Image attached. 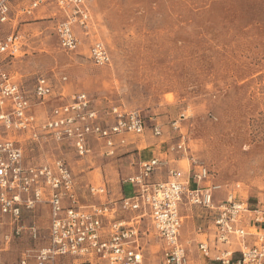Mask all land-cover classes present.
<instances>
[{
    "label": "rangeland",
    "instance_id": "1",
    "mask_svg": "<svg viewBox=\"0 0 264 264\" xmlns=\"http://www.w3.org/2000/svg\"><path fill=\"white\" fill-rule=\"evenodd\" d=\"M88 1L94 31L88 36L78 33L80 45L70 54L58 48L53 33L58 14L46 11L28 17L19 13L26 2L15 3L9 22L0 26V40L19 33L20 52L14 57L0 54V71L12 74L29 94L36 79L45 77L53 92L63 86L71 95L86 94L94 109L112 105L139 111L146 125L144 137L160 144L166 158L181 161L182 166L187 160L167 149L185 138L189 158L209 170L212 182L222 185L218 199L224 197V186L239 184L251 207L264 202V0ZM94 41L107 48L108 66L92 64L88 50ZM183 112L180 132L172 130L171 123ZM153 122L161 126L160 137L151 133ZM20 142L27 162L55 155L50 143L38 148L23 137ZM66 149L65 160L83 184L101 172L111 176L123 169V154L103 157L97 144L83 158ZM78 161L93 166L80 173ZM182 215L181 239L189 259L206 263L197 253V243L211 238L208 228L215 212L192 207ZM35 219L39 247L46 243L49 226L45 206L36 208ZM148 229L146 264H161L160 244ZM33 247L25 240L10 245L2 264L15 263Z\"/></svg>",
    "mask_w": 264,
    "mask_h": 264
},
{
    "label": "built area",
    "instance_id": "2",
    "mask_svg": "<svg viewBox=\"0 0 264 264\" xmlns=\"http://www.w3.org/2000/svg\"><path fill=\"white\" fill-rule=\"evenodd\" d=\"M19 2H26L21 15L31 17L44 9L60 16L53 33L64 53L77 51L78 33L88 36L94 30L88 0H0V26L9 22ZM21 40L19 33L0 40V54L14 57ZM88 52L94 66L110 64L102 42H92ZM185 118L181 113L171 123L172 130L180 132L179 121ZM153 123L151 133L160 137L161 126ZM145 131L139 111L112 105L94 109L83 93L55 97L45 77L37 78L27 94L12 74L0 71V264L7 248L21 240L34 247L13 264H146L149 226L160 244L161 264H192L181 239L182 210L192 207L215 212L208 228L211 238L197 243V253L207 262L198 264H264V202L251 207L239 184L224 186V198L215 202L214 195L223 187L212 182L206 167L189 158L183 136L167 153L187 160L186 176L168 168L166 158L142 161L137 174L123 181L131 187V196L117 199L108 198L105 185L83 189L63 157L27 162L20 142L23 137L38 148L63 143L78 158L91 155L97 144L100 155L110 158L128 146V136L142 137ZM163 168L167 180L155 181L153 175ZM39 206L48 209L49 226L46 243L36 247L41 239L35 219Z\"/></svg>",
    "mask_w": 264,
    "mask_h": 264
},
{
    "label": "crops",
    "instance_id": "3",
    "mask_svg": "<svg viewBox=\"0 0 264 264\" xmlns=\"http://www.w3.org/2000/svg\"><path fill=\"white\" fill-rule=\"evenodd\" d=\"M44 12H46V11L44 9L43 10L41 9V10L36 11L35 14L40 15V13H44ZM36 19H38V18L37 17L33 18V20H36ZM25 92L27 94H29L26 90H25ZM71 94L72 93L69 92L68 88L63 87V86H61L59 89H56V91L54 92L55 97L56 96L59 97L61 95L65 99L68 98L69 96H71ZM126 140H127L128 146L124 149H119L117 151L116 155L114 156V157H118L117 156L118 153H121L124 155V157H123L124 161L120 164V167H123V169H121V171L119 170L120 168H118L117 169L118 171L116 172L117 174L115 175V173L113 171L112 174H110L111 176H106L104 173L102 174V172H101L97 175V177H94V180H93V178L91 180L89 179V181H87L86 184H83L82 179L81 180L78 179L76 174L73 171L77 183L83 189L85 188V186H89V185L90 186L105 185L107 188V191H108V198L109 199H117V198H121V197L131 196V194H132L131 187L123 184V181L126 178H128L130 176H134L135 174H137L138 165L140 162L148 161V160H151L153 158L165 159L166 156H165L164 152L161 151L160 144L157 145L155 142H150L148 140V137L128 136ZM46 144L49 145V143H46ZM50 144L55 146V149L53 151L55 153V155H53V156H59V157L65 158L64 153H62V149L67 150L66 144H63V143L62 144L50 143ZM151 148H153V149H151ZM109 159H112V157H110ZM167 160L169 161V167L168 168L180 169L185 173V176L187 175V171L189 169L188 162H187L186 166L185 165L182 166L181 161H174L173 159H171V160L167 159ZM119 161H120V159H119ZM78 163H79V165H81L80 166L81 167L80 173H84L86 170H88V168H85V166H90V165H91V167L93 166L89 161H87L85 163L82 161H78ZM125 164H127L128 166L125 167L124 166ZM117 167H119V166H117ZM166 172H167V169H165V168L161 169L160 171L156 172L153 175V179L155 181H166L167 180ZM108 177L110 179H108ZM79 178H81V177H79ZM214 200L216 202V201L222 200V199H218L217 193H216L214 195ZM86 202H88V200H84V203H86ZM47 213H48V209H47ZM210 216L212 217V214ZM213 217H214V215H213ZM212 220H213V218H212ZM201 236H203V235L201 234ZM204 236H206V235H204Z\"/></svg>",
    "mask_w": 264,
    "mask_h": 264
}]
</instances>
